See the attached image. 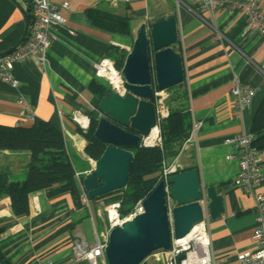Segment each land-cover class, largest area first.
Wrapping results in <instances>:
<instances>
[{"label":"crops","instance_id":"crops-1","mask_svg":"<svg viewBox=\"0 0 264 264\" xmlns=\"http://www.w3.org/2000/svg\"><path fill=\"white\" fill-rule=\"evenodd\" d=\"M52 2L68 4L67 9L59 10L65 23L53 31L44 71L35 61H29L13 68L17 88L0 84V126L15 127L22 110L20 99L25 100L32 108L33 120L24 121L22 127L41 122L52 125L64 137L75 170L83 171L89 167L84 155L86 141L72 116L92 109L88 86L97 80L94 65L106 58L109 48L128 55L142 25L149 28L155 22L175 18L178 43L172 49L182 59L184 82L181 85L187 92L192 126L200 124L201 127L195 140L183 144L178 156L168 164L176 161L182 171L198 170L204 189L214 187L222 196V215L209 219L210 254L213 264H237L238 257L251 249L256 216L252 199L233 185L238 161L227 160V157H237V153L224 141L251 134L254 116L264 100V38L242 37L246 25L243 14L225 9H217L212 14L200 13L191 0ZM259 4L264 12V0ZM88 9L130 19L132 38L115 37L92 27L85 15ZM30 16L29 0H0V55L24 40ZM236 79L254 91L250 104L239 114L231 96ZM28 164L29 154L25 151H0V172L13 181L25 179ZM262 169L264 172V151ZM261 188L264 192V181ZM80 192L92 225H104L99 207L113 196L89 200L81 187ZM29 206L28 215L16 217L8 198L0 199L2 257L9 264L42 261L71 264L74 239L81 237L88 241L81 231L83 220L77 222L80 213L73 208L69 196L48 197L45 191L34 192L29 195ZM95 215L98 223L94 221ZM165 257L166 252L159 251L143 264H163ZM98 264L105 263L99 260Z\"/></svg>","mask_w":264,"mask_h":264},{"label":"water","instance_id":"water-1","mask_svg":"<svg viewBox=\"0 0 264 264\" xmlns=\"http://www.w3.org/2000/svg\"><path fill=\"white\" fill-rule=\"evenodd\" d=\"M177 43L175 18L139 28L121 68L126 95L110 91L97 106L94 138L105 150L80 184L89 200L125 189L131 150L142 147L141 139L156 128L155 88L162 93L184 82L182 59L172 49ZM203 198L209 219L222 215V196L214 187L204 189L198 170L180 171L160 182L144 199L143 214L128 218L110 232L106 264H143L156 252H168L173 239L185 238L202 221Z\"/></svg>","mask_w":264,"mask_h":264},{"label":"built area","instance_id":"built-area-1","mask_svg":"<svg viewBox=\"0 0 264 264\" xmlns=\"http://www.w3.org/2000/svg\"><path fill=\"white\" fill-rule=\"evenodd\" d=\"M260 0H191L192 6L200 13H213L217 9H225L229 12H239L244 15L246 25L242 37L258 35L264 38V12L260 8ZM31 5V22L28 26L24 40L12 48L9 52L0 55V84L8 85L12 88L18 87V81L13 77V68L16 65L35 61L38 67L44 71L47 63L46 53L52 45L54 39V29L65 23L59 10L67 9L68 4H55L52 0H29ZM95 77L102 82L107 89L120 97L126 95L124 89L125 81L121 75V68L117 62L110 58H103L94 65ZM236 113H241L246 108L254 96V91L243 85L237 79L233 81L231 88ZM156 105V137L152 144H148L149 137L141 139V146L158 147L162 149L160 137V123L169 115V110L165 105L164 92L154 90ZM22 110L20 119L15 127H22L23 122H32L33 112L31 106L23 99H20ZM73 123L78 129L85 133L89 127V119L81 112L72 116ZM200 124H194L189 137L184 144H190L195 140V136ZM254 137L251 134H243L228 138L224 143L236 150L235 156H228L227 160L238 161V173L233 181V185L240 189L253 201V210L256 216V226L252 235L251 249L240 255L237 264H264V192L262 183L264 172L262 169L263 151L254 145ZM89 167L81 172H75V179L81 184L82 179L88 177L93 170L94 161L88 159ZM182 168L176 161L171 164H162V170L158 181L166 182L172 174H177ZM143 201L136 200L131 213L122 218L120 216V203L109 204L105 209L104 225L93 226L94 242L88 243L85 239L77 237L71 247V264H98L101 260L106 264L105 249L108 245L109 234L112 230L122 225L128 218L143 214ZM167 201L170 202L167 196ZM203 219L196 224L188 236L180 240H172L171 248L166 252L163 264H213L210 254L209 238V216L207 202L205 198L201 200ZM39 264H59L52 261H42Z\"/></svg>","mask_w":264,"mask_h":264},{"label":"trees","instance_id":"trees-1","mask_svg":"<svg viewBox=\"0 0 264 264\" xmlns=\"http://www.w3.org/2000/svg\"><path fill=\"white\" fill-rule=\"evenodd\" d=\"M85 15L90 25L98 30L119 38L131 39L130 19L119 17L109 12L97 9H88ZM31 16L28 22H31ZM127 53L109 48L106 58L117 60L122 68ZM92 109L84 113L90 123L88 130L82 133L86 144L84 155L87 159L98 160L105 147L94 138L98 123L96 112L98 103L109 90L99 81H92L88 86ZM165 105L169 115L160 123L159 131L162 149L158 147H140L131 150L133 158L130 163L129 177L125 189L111 193L120 196L111 201L120 203V216L127 217L136 200H144L155 190L159 184L158 178L164 162L174 160L189 137L192 129L191 113L188 105L187 92L182 85L165 92ZM251 135L254 145L264 151V100L259 106L252 123ZM1 152H27L29 164L26 177L22 181H13L0 172V199L7 197L14 216H26L30 212L29 195L34 192H46L47 196L66 194L69 196L73 208L80 213L77 222L89 217L80 192V184L75 179L77 172L67 153L64 137L52 125L41 122L30 127L0 126ZM187 171V170H183ZM101 198H97L101 199ZM3 232L0 227V234ZM9 264L0 254V262Z\"/></svg>","mask_w":264,"mask_h":264},{"label":"rangeland","instance_id":"rangeland-1","mask_svg":"<svg viewBox=\"0 0 264 264\" xmlns=\"http://www.w3.org/2000/svg\"><path fill=\"white\" fill-rule=\"evenodd\" d=\"M164 94H165V92H164ZM165 96H166V95H165ZM165 163L167 164V162H165ZM76 167H77V166H76ZM112 196H113L112 199H115L116 197L120 196V194H113ZM112 199H111V200H112ZM111 200L107 201V202L105 203L104 206L99 207V210H100V216H101V218L103 219V221L105 220V211H104V209H105L109 204L114 203V201H111ZM97 217H98V216H96V215L94 216V221L98 223V218H97ZM97 223H96V224H97ZM102 225H103V223H102ZM81 231H82V233L85 235V237H86V239H87L88 242L91 243V242L94 241V228H93V225H92V220H91V218H87V219H84V220L82 221Z\"/></svg>","mask_w":264,"mask_h":264},{"label":"bare ground","instance_id":"bare-ground-1","mask_svg":"<svg viewBox=\"0 0 264 264\" xmlns=\"http://www.w3.org/2000/svg\"><path fill=\"white\" fill-rule=\"evenodd\" d=\"M156 131L155 130H153L152 132H151V134H150V136H149V138H148V140H147V143L148 144H152L153 142H154V139H155V137H156Z\"/></svg>","mask_w":264,"mask_h":264}]
</instances>
